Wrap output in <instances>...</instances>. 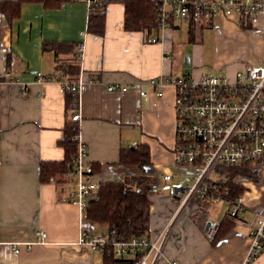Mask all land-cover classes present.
I'll list each match as a JSON object with an SVG mask.
<instances>
[{"label":"crops","instance_id":"crops-1","mask_svg":"<svg viewBox=\"0 0 264 264\" xmlns=\"http://www.w3.org/2000/svg\"><path fill=\"white\" fill-rule=\"evenodd\" d=\"M9 1L15 0H0ZM105 6L103 36L88 31L92 10L78 0H68L58 8L25 3L18 19L0 16V264H103L101 253L78 243L82 230L90 235L107 231L90 222L87 211L71 201L74 185L70 173L49 182L40 179L41 164L65 158L62 141L67 124L78 128V142L88 149L85 160L92 164L98 185L142 175L138 168L120 162L121 152L149 148L152 168L148 172L158 178L159 186L149 196L147 235L154 237L170 225L175 205L169 188L193 182L194 168L175 163L174 88L166 84L159 95L147 81L185 73L198 79L206 71L198 67L192 72L176 70V39L186 37L201 64L205 45L203 39L195 41L197 27L202 33L211 29L218 36L220 26L184 18L147 36L125 30L122 3L111 1ZM254 26L264 30V11L251 20V28ZM155 37L158 43L151 42ZM45 43L72 48L61 50L58 59L65 64L78 59V79L72 81L79 83L75 94L61 91L59 60L54 51L44 50ZM5 70L11 75L9 81L3 77ZM37 73L43 80L38 81ZM224 75L228 74L215 76ZM113 85L127 90L109 92ZM75 115L80 116L76 121ZM164 175L172 180L166 181ZM262 175L258 183L242 175L234 178L246 188L242 210L216 243L208 238L206 225L222 222L230 209L223 207L215 213L218 203L206 202L183 211L172 224L168 257L177 264H245L249 233L264 211ZM211 178H221L217 169ZM41 233L46 234L45 239H40ZM15 247L20 248L19 253ZM247 264H264V251Z\"/></svg>","mask_w":264,"mask_h":264},{"label":"built area","instance_id":"built-area-1","mask_svg":"<svg viewBox=\"0 0 264 264\" xmlns=\"http://www.w3.org/2000/svg\"><path fill=\"white\" fill-rule=\"evenodd\" d=\"M90 10L103 7L108 0H78ZM160 13V28L166 29L170 22L193 18L196 22L210 25L221 20H234L247 23L256 20L264 11V0H153ZM152 43H158L155 37ZM3 77L9 81L11 75L4 71ZM38 81L43 75L37 73ZM62 92L77 91L79 83L58 80ZM162 95L163 86L174 88L175 109V163L192 166L195 176L192 184L181 186L173 184L169 193L175 211L170 225L156 236L144 235L129 241L112 243L114 255L135 257L133 264H177L167 255L174 220L193 205L206 202L226 203L230 206V216L236 217L242 210V198L234 202L225 197L222 183L226 178H211L217 166H248L264 173V66L242 65L234 77L215 76L208 73L195 79L185 73L180 76H160L147 81ZM138 87V86H136ZM109 92L126 91L117 85L109 87ZM141 95H147L145 91ZM79 115L73 116L78 120ZM88 149L78 143V154L73 160L72 177L74 188L70 193L73 203L82 211H87L89 199L99 185L95 180L94 169L85 159ZM171 181L170 175H164ZM220 229V222L211 223L208 238L212 241ZM46 234L41 233L40 239ZM250 249L245 264L251 262L264 251V211L249 233ZM80 246L94 252L105 254L110 246L107 234L90 235L82 230ZM30 247V246H29ZM31 248V247H30ZM20 252L19 247L14 248Z\"/></svg>","mask_w":264,"mask_h":264},{"label":"trees","instance_id":"trees-1","mask_svg":"<svg viewBox=\"0 0 264 264\" xmlns=\"http://www.w3.org/2000/svg\"><path fill=\"white\" fill-rule=\"evenodd\" d=\"M66 1L68 0H15L0 2V16H5L9 21H13L20 17L22 5L25 3H41L45 7L58 8ZM111 1H118L124 5V28L126 31H141L147 36H151L159 29L160 13L153 0H109L108 2ZM105 5L92 10L89 15L88 31L92 34L104 35L106 23ZM238 25L241 28L250 29L251 20L245 24L239 21ZM68 49H72L70 45L54 43H45L44 45V50L54 51L57 59L61 50L66 51ZM57 70L60 80L71 83L72 81H76L80 71L78 59L74 58L70 64L62 63L59 60ZM65 92L76 93L72 90ZM78 135L76 125L67 124L65 137L62 141L65 158L62 162L41 164V182H49L57 178H63L73 171V160L78 154ZM120 162L123 165L138 168L143 174L127 177L123 181L100 184L88 203L87 219L93 224L106 228V234L110 240V246L103 255V264L134 263L135 257L132 255H126L120 258L116 257L112 243L129 241L135 237L148 234L151 209L149 196L155 193L159 186L158 178L155 175L149 174L152 164L150 150L147 146L123 150L121 152ZM216 169L218 177L226 178V182L221 185L222 189L226 192L225 197L234 202H238L246 192V188L234 182V178L237 175H242L257 183L259 182L256 175L250 172L248 166L220 165ZM203 211L205 210L203 209L201 213ZM234 218L229 213L220 222V229L212 240L213 243H216L229 232L234 224ZM204 219L205 216L200 221L203 223Z\"/></svg>","mask_w":264,"mask_h":264},{"label":"rangeland","instance_id":"rangeland-1","mask_svg":"<svg viewBox=\"0 0 264 264\" xmlns=\"http://www.w3.org/2000/svg\"><path fill=\"white\" fill-rule=\"evenodd\" d=\"M217 25L220 26V31H222L218 36L214 35L215 32L211 29L205 30L202 36L203 33L200 27H197L195 41L201 43L203 39L205 45L204 62H201V64L196 61L193 44L188 43L187 40L185 41L186 37H183V35L177 37L178 42L184 40L181 43L175 41L179 44L178 58L175 65L178 72H192L195 67H198L210 74L223 75L226 73L231 78L230 76L244 64L264 66V30L256 26L244 29L234 20L217 21ZM246 30L252 31V33H247ZM187 58L190 60L189 64L186 63ZM248 169L256 175L259 182L262 181L263 175L258 169ZM215 206V213H220L223 207H225V210L226 208L230 209V206L223 202Z\"/></svg>","mask_w":264,"mask_h":264},{"label":"water","instance_id":"water-1","mask_svg":"<svg viewBox=\"0 0 264 264\" xmlns=\"http://www.w3.org/2000/svg\"><path fill=\"white\" fill-rule=\"evenodd\" d=\"M186 63H189V61L187 60ZM210 226H211V222H208L207 225H206V228H205L206 232L209 231Z\"/></svg>","mask_w":264,"mask_h":264}]
</instances>
